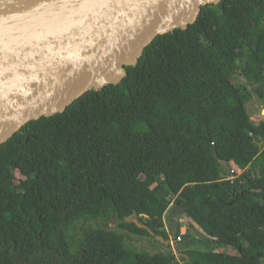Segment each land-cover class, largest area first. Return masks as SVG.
<instances>
[{
    "label": "trees",
    "instance_id": "1",
    "mask_svg": "<svg viewBox=\"0 0 264 264\" xmlns=\"http://www.w3.org/2000/svg\"><path fill=\"white\" fill-rule=\"evenodd\" d=\"M126 71L0 144V264H191L127 245L151 235L134 212L173 237L190 219L177 252L194 264H264V118L247 109L264 102V0L202 6Z\"/></svg>",
    "mask_w": 264,
    "mask_h": 264
},
{
    "label": "water",
    "instance_id": "2",
    "mask_svg": "<svg viewBox=\"0 0 264 264\" xmlns=\"http://www.w3.org/2000/svg\"><path fill=\"white\" fill-rule=\"evenodd\" d=\"M220 2L0 0V144L88 90L119 83L158 35L188 28L202 6ZM127 221L153 234L135 212Z\"/></svg>",
    "mask_w": 264,
    "mask_h": 264
},
{
    "label": "rangeland",
    "instance_id": "3",
    "mask_svg": "<svg viewBox=\"0 0 264 264\" xmlns=\"http://www.w3.org/2000/svg\"><path fill=\"white\" fill-rule=\"evenodd\" d=\"M233 83L236 85H239L241 83L244 84H249L248 81L246 80V77L242 75L240 72L236 73V75L233 76ZM247 109L250 113L251 118L254 121H258L260 118H264V102L257 97L254 94L253 99L247 103ZM222 162L225 164L227 163V156L224 153L220 154ZM256 171L259 174L260 168L256 165ZM17 181L21 177L20 173L17 172ZM147 184L152 185L151 180H147ZM185 222L187 225L188 223H192V221L189 220H183L182 222ZM193 224V223H192ZM110 228H115V223H111ZM163 238L164 242H162L161 238ZM173 236L166 231V229L162 230L160 233H153L150 236H140V235H134V237L127 242L131 248L138 250V251H152L155 250L156 248L159 250H162L164 252H173L176 254L177 250L174 249L173 247ZM173 248V249H172ZM215 250L229 253V254H238V249L229 246L226 244H220L216 245Z\"/></svg>",
    "mask_w": 264,
    "mask_h": 264
},
{
    "label": "built area",
    "instance_id": "4",
    "mask_svg": "<svg viewBox=\"0 0 264 264\" xmlns=\"http://www.w3.org/2000/svg\"><path fill=\"white\" fill-rule=\"evenodd\" d=\"M229 170V176L230 178H234L239 174L235 169H233L231 166H228ZM188 229V225L183 221L180 223V232L179 234L173 238L174 243H179L183 240L184 236L186 235Z\"/></svg>",
    "mask_w": 264,
    "mask_h": 264
}]
</instances>
